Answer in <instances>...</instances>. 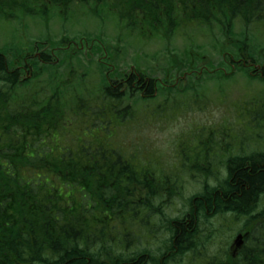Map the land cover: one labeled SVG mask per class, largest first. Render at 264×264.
<instances>
[{
    "label": "trees",
    "instance_id": "1",
    "mask_svg": "<svg viewBox=\"0 0 264 264\" xmlns=\"http://www.w3.org/2000/svg\"><path fill=\"white\" fill-rule=\"evenodd\" d=\"M79 10L113 21L117 44L105 50L93 35L54 38L46 30L56 19L82 15ZM27 21L45 32L35 41L0 46V264H264V150L236 149L227 176L214 186L215 138L233 139L232 131L220 128L201 141L194 133L182 151L189 170L203 178L201 192L187 201L188 211L184 203L185 211L172 218L165 209L183 196L182 170L172 180L165 168L135 161L141 153L124 148L125 135L120 144L108 135L139 115L131 104L121 109L122 103L137 101L136 93L143 103L157 94L151 66L132 60L130 72L120 68L121 45L131 35L144 43L171 41L195 29L212 33L220 38L219 65L191 51L185 59L171 54L164 76L178 73L176 81L187 77L197 85L211 77L209 69L216 73L229 60L239 73L264 82V51L254 43L262 40L253 33L261 28L264 34V0H0V27ZM98 53L108 63L94 59ZM85 76L95 82L85 83ZM168 82L163 92H178ZM94 91L99 98H92ZM99 125L105 140L97 135L77 141L72 135L75 126L89 134ZM138 212L162 218L166 233L153 232L149 218L138 219ZM111 213L118 231L108 228ZM217 215L225 221L219 228L208 224ZM239 224L247 237L237 256L231 247L221 260L203 256L202 246L216 241L221 229Z\"/></svg>",
    "mask_w": 264,
    "mask_h": 264
},
{
    "label": "rangeland",
    "instance_id": "2",
    "mask_svg": "<svg viewBox=\"0 0 264 264\" xmlns=\"http://www.w3.org/2000/svg\"><path fill=\"white\" fill-rule=\"evenodd\" d=\"M78 12L82 15L69 16L71 21L68 22L56 19L46 27V30L54 38L66 34H70L71 39L78 35H93L97 40L104 43L105 50L106 47L117 44L118 41L116 40H118L119 33L115 30L113 21L105 20L103 22L102 19L89 14V11L88 13L85 10H79ZM26 26L29 29H26ZM260 29L253 31V33L262 40V42H254L260 45L256 48L262 52L264 51V34L261 35L262 30ZM42 32H45L44 26L33 23V21H27L25 26L9 24L8 27H0V46L15 41L26 43L28 39L35 41ZM133 37L124 42L125 46L124 44L121 45L124 47V52L120 54V59H124V63L121 64L120 68L130 72L131 70L127 67L133 66L132 60L133 63H138L136 66H151L154 70L152 79L156 82L157 94L152 101L143 103L139 101L140 99L137 98L136 93L134 100L137 101L122 103L121 109L131 104L137 110L136 116L139 115L136 119L133 116L128 117L119 126L114 125V130L112 129L108 135L115 138V144H120V136L125 135L124 148H129L130 152L136 153L137 150V153H141L140 156H136L135 161L143 162L144 165L165 168L166 174L170 175L172 180L176 179L175 175H180L178 172L180 169L182 170L183 183L186 186L183 196L181 198L175 197L173 201H169L168 204L171 207L165 209L167 217L176 218L180 216L179 212L185 211L187 201L201 192L202 188L203 178L193 174H200L199 172L189 170L188 160L182 151L186 142L191 143L193 141L194 138L191 136L194 133L198 135L199 141H201L207 134H217V130H220V128H230L232 131L228 135L231 136L232 134L233 139L229 137L228 140H221L218 136L215 138L217 144L214 145L213 157L211 158L213 178L210 180V183L214 186H218L227 176L226 163L233 152L237 151L236 149L242 150L243 148L251 153L264 150V82L250 78L252 74H248L249 77L246 74L239 73L229 60V65L220 66L216 73L214 70L209 69L211 77H204L200 84L196 83L197 85L190 84L187 77L176 81L178 73L170 75L166 73L167 77L164 76L163 67L171 54H176L179 58L185 59L186 54L191 51L205 58V62L212 63L215 66L219 65L216 64V61L219 60L217 58V48L220 46L218 43L220 38L212 33H203L195 29L189 31L187 35L182 34V36H177L171 41L159 38L144 43ZM58 54L59 52L53 54L55 68L59 67L60 64L56 56ZM98 55H95L94 59L108 63V60L105 61L100 53ZM82 62H84V65L87 63L85 59ZM133 68L135 69V67ZM204 68H208V66L206 65ZM84 71L86 72V70ZM88 77L85 76L82 81L87 84L94 81V79H88ZM47 79V77L41 78L43 81H47ZM166 81H169L166 86L178 89V92L175 91L170 95L163 92L167 89L165 85L162 86L163 82ZM192 85L196 87L195 91L191 89ZM93 93L95 95L92 98H99L98 91ZM259 96L263 100L255 101L253 99ZM246 99H251V101L249 103L242 102ZM144 116L148 118H143ZM111 118L116 121V116H111ZM82 122L80 121V123ZM102 129L103 125H99L98 128L89 131V134H87V131L81 132L79 127L75 126L72 135L77 141L87 137L94 140L97 135L105 140L102 131H100ZM220 133L225 135V130ZM226 142L230 144H226ZM182 157L186 159V165L184 162L182 163ZM202 160L204 159L202 158ZM188 208L189 206L186 211H188ZM222 222L225 221L217 215L213 216L208 224L219 228ZM241 228L242 226L239 224L230 228L228 232L221 229L216 241L210 245L202 246L203 256L208 255L212 256L213 259L216 257L221 260L220 257L226 256L227 248L229 250L233 240L241 233Z\"/></svg>",
    "mask_w": 264,
    "mask_h": 264
},
{
    "label": "flooded vegetation",
    "instance_id": "3",
    "mask_svg": "<svg viewBox=\"0 0 264 264\" xmlns=\"http://www.w3.org/2000/svg\"><path fill=\"white\" fill-rule=\"evenodd\" d=\"M139 197V196H138ZM137 215H138V219H140V217L142 218L143 217V219H146L147 220V218H149V223L151 224V228H152V231L153 232H156V230L157 229H160L161 230V234H164V233H166V229H165V224L163 225V219L162 218H160V217H158V218H155V217H152V216H149V215H147L146 213H140V212H138L137 213ZM149 216V217H148ZM108 218V222H107V224H108V228L110 229V230H119V227H120V222H119V220H117V219H115V216H113L112 215V213L111 214H109V217H107ZM138 223V222H137ZM139 225V224H138ZM114 226H116L115 228H114ZM114 228V229H113ZM116 233V232H115ZM142 245H146V243H142ZM148 245L149 244H147L146 245V247H148ZM138 248L140 249V245H138Z\"/></svg>",
    "mask_w": 264,
    "mask_h": 264
},
{
    "label": "water",
    "instance_id": "4",
    "mask_svg": "<svg viewBox=\"0 0 264 264\" xmlns=\"http://www.w3.org/2000/svg\"><path fill=\"white\" fill-rule=\"evenodd\" d=\"M243 245V236L239 235L234 241V247L236 250L240 249Z\"/></svg>",
    "mask_w": 264,
    "mask_h": 264
},
{
    "label": "bare ground",
    "instance_id": "5",
    "mask_svg": "<svg viewBox=\"0 0 264 264\" xmlns=\"http://www.w3.org/2000/svg\"><path fill=\"white\" fill-rule=\"evenodd\" d=\"M168 253V252H167Z\"/></svg>",
    "mask_w": 264,
    "mask_h": 264
}]
</instances>
